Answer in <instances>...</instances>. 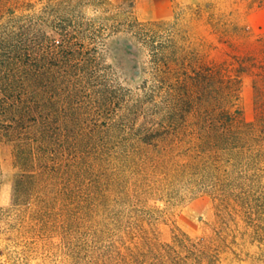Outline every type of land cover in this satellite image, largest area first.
<instances>
[{
	"label": "trees",
	"instance_id": "obj_1",
	"mask_svg": "<svg viewBox=\"0 0 264 264\" xmlns=\"http://www.w3.org/2000/svg\"><path fill=\"white\" fill-rule=\"evenodd\" d=\"M133 3L123 10L109 0H0V139L13 143L19 170L12 196L13 209L20 211L19 236L35 232L33 222L47 214V201L33 202L43 184L64 172L66 162L75 164L79 151L93 146L102 132L127 128L141 110L142 125L123 133L134 136L129 155L151 148L172 155L179 146L193 148L198 163L172 164L176 174L214 165L210 159L219 154L254 170L264 164V133H255L233 110L235 80L221 65L186 62L169 28L161 36L156 22L134 16ZM120 32L148 53L135 70L146 75L137 87L142 97H133L107 62V42ZM117 107L126 110L118 120L108 118L102 128L94 124ZM137 160L147 165V158ZM254 176L247 178L253 184ZM219 200L216 238L174 234L171 242L126 246L93 264H217L228 237L238 231L236 217L242 215L250 226L253 205H264V198L250 190L225 192Z\"/></svg>",
	"mask_w": 264,
	"mask_h": 264
},
{
	"label": "rangeland",
	"instance_id": "obj_2",
	"mask_svg": "<svg viewBox=\"0 0 264 264\" xmlns=\"http://www.w3.org/2000/svg\"><path fill=\"white\" fill-rule=\"evenodd\" d=\"M109 1L128 10L131 0ZM133 2L138 20L156 22L155 29L163 37L169 28L186 62L221 65L225 75L237 83L233 110L239 111L242 122L255 133L263 134L264 0ZM106 59L133 97H142L137 87L146 75L135 70L147 61V51L120 32L107 42ZM125 113L117 107L94 124L102 128L108 118L118 120ZM144 117L141 110L131 116L127 128L102 132L93 146L79 151L74 165L66 162L63 174L48 179L33 198V202L37 198L48 202L47 214L33 222L35 232L24 236L17 234L20 211L12 205L19 173L13 143L0 139V264H93L96 258L107 261L117 250L124 252L126 246L171 242L174 234L216 238L217 212L222 209L219 196L250 190L254 197L264 198L263 163L254 170L219 154L210 159L215 163L208 164L210 168L202 164L176 174L172 164L198 163L193 148L179 146L172 155L153 148L129 155L134 136L123 133L139 128ZM138 157L147 158V165ZM160 161L166 164L160 166ZM253 173L254 184L247 179ZM253 206L252 225L242 215L236 217L238 231L228 237V247L219 254L217 264H264V205Z\"/></svg>",
	"mask_w": 264,
	"mask_h": 264
}]
</instances>
